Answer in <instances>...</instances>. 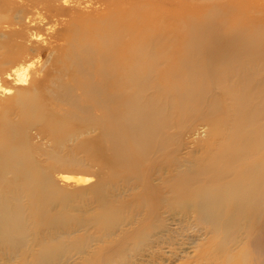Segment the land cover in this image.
<instances>
[{"label": "bare ground", "instance_id": "6f19581e", "mask_svg": "<svg viewBox=\"0 0 264 264\" xmlns=\"http://www.w3.org/2000/svg\"><path fill=\"white\" fill-rule=\"evenodd\" d=\"M102 1L104 7L96 15L69 9L74 14L67 24L49 26L62 41L53 62L55 74L31 90L20 87L24 95L18 94L15 105L29 115L39 111L42 100L59 106L60 126L67 117L100 130L109 169L139 164L145 172L121 179L112 173L94 186L93 197L100 206H65L52 212L51 206H32L35 199L47 196L41 187L47 183L44 175L30 158L14 156L12 166L22 168L15 170L17 174L36 172L32 179L0 188V260L10 262L18 255L30 258L28 264H67L73 255H80L93 256L85 264H110L131 233L127 227L138 223L135 232L143 237L153 219L168 213L181 222L192 218L212 235L210 246L203 248L208 255L224 253L229 264H264V74L257 79V67H241L239 51L231 67L222 65L229 44L222 49L214 35H207L210 22L202 24L206 34L191 41L178 22L168 25L145 0ZM69 2L0 0V29L8 28L12 35L16 33L12 27L24 21L50 25ZM58 25L56 19L54 26ZM207 43L219 48L208 55L203 52L202 67L194 69L199 46ZM16 54L8 51L5 57ZM177 56L188 69L181 68L187 78L175 88L169 78ZM29 69L22 64L14 69L17 85L30 82ZM230 73L237 81L229 83ZM197 79L216 85L232 101L228 116L219 103L203 109V92L193 84ZM166 91L181 94L170 102L163 100ZM33 107L37 109L30 110ZM206 115L216 128L215 142L207 143L199 156L178 155L179 146L172 147L169 130L179 131L184 121ZM82 143L96 157L94 149ZM66 163L84 164L76 158ZM129 190L138 191L141 200L136 206L122 202ZM97 241L102 245L94 249L91 245Z\"/></svg>", "mask_w": 264, "mask_h": 264}, {"label": "rangeland", "instance_id": "374dc122", "mask_svg": "<svg viewBox=\"0 0 264 264\" xmlns=\"http://www.w3.org/2000/svg\"><path fill=\"white\" fill-rule=\"evenodd\" d=\"M145 2L152 5L155 12L162 14L168 25L178 22L183 34L192 37L191 41L196 35L206 34L201 27L206 21L210 22L211 29L207 35H214V42L221 43L222 49L229 44L225 47L228 58L226 60L223 58L222 65L231 67L230 64L236 62L234 54L239 51L242 60L237 63H241V67H257L259 70L257 79L264 74V0H145ZM103 4L102 0H70L66 7L67 10L70 9L75 13L93 16L101 12ZM67 10L56 18L60 23L58 26H54L56 19H53L50 25L40 24L38 21L34 22L37 26L26 21L16 24L12 27L16 33L12 35L8 28L0 29V170L4 168L0 171V188L10 187L16 181L32 179V172L36 171H28L27 176H23L20 174L21 167L12 166L14 156L22 159L30 158L40 170L38 173L44 175L47 180L45 187L41 185L47 196L43 195L45 198L35 199L32 206H51L52 212L63 210L65 206H68V209L69 206L92 208L100 206L93 197L94 186L101 184L112 173L117 172L121 179L123 175L134 176L135 172L142 175L145 172L142 166H138L139 164L130 169H123V166L109 169L105 164L109 152H104L103 144L99 141L100 130L67 117L64 118L63 126H60L58 122L63 116L62 108L59 110V106L42 100L39 111H35L37 107H33L30 109L34 110L33 114L29 115L18 110L15 105L17 97L24 95V92H19L20 87L31 90L34 86L49 82L48 78L55 74L53 62L58 57L57 44L62 41L53 36L50 27L57 29L62 24H67L74 14ZM218 48L208 43L201 48L199 46L198 56L195 57V62H192L195 64L194 69L202 67L205 58L203 52L208 55L216 52ZM8 51L17 52L16 57L7 59L5 54ZM179 56L174 58L171 64L172 72L170 71L169 78L175 88L187 78L181 68H188ZM20 64L30 65L31 79L23 86L16 84L13 74L14 69ZM230 76L229 83L237 81V76L232 73ZM193 84L201 93L203 92L204 110L207 105L219 103L220 109L226 116L232 111V101L224 96L219 87L211 82H203L202 79L195 80ZM178 92L166 91L163 100L172 102L175 100L174 97H179L181 94L180 91ZM174 102L177 103V100ZM193 118L181 124L179 130L181 132L178 131V127L169 130L172 147L179 146L177 154L182 157H188L190 152L199 156L207 143H214L216 140V128L207 115ZM64 133L70 136L66 140L62 137ZM82 142L86 147L90 146V149H94L96 157H91L81 147ZM71 158L82 160L83 166L76 167L66 163ZM18 168L21 172L17 174L15 170ZM83 178L89 179L83 182L80 180ZM135 192L138 191L124 192L122 202L136 206L141 199ZM29 198L25 197L26 203L30 202L31 198ZM66 209L64 213H68ZM195 223L192 218L186 223V221L181 222L178 216L163 213L150 222L148 230L140 238L135 232L139 229L138 223L129 226L127 230L131 233L123 241L126 242L124 248L114 255L110 264H229L230 261L227 262L224 253L208 255L204 251V247L210 246L212 235H206L205 230ZM184 224L189 225L184 227L182 226ZM100 245L102 242L97 241L91 247L95 249ZM233 250L236 253L239 248ZM91 257L93 256L73 255L67 264H85V259ZM29 260L30 258L24 260L17 255L10 262L5 263L4 260H0V264H28Z\"/></svg>", "mask_w": 264, "mask_h": 264}]
</instances>
